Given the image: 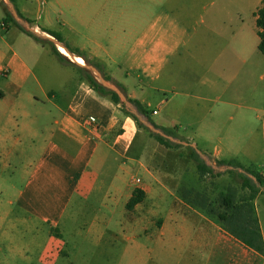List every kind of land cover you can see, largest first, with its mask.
<instances>
[{"label":"crops","instance_id":"obj_1","mask_svg":"<svg viewBox=\"0 0 264 264\" xmlns=\"http://www.w3.org/2000/svg\"><path fill=\"white\" fill-rule=\"evenodd\" d=\"M248 2L69 0L70 17L60 22L68 33L55 32L71 51L100 63L111 82L147 106L153 118L159 116L158 126L207 157L239 161L218 143L222 116L237 108L252 110L247 86L260 43L256 20L263 0L251 13L256 28L244 16ZM18 31L25 38L17 35V45L0 33V252L6 264H31L35 258L53 264L67 244L64 233L96 244L139 237L140 223L114 220L132 197V171L143 168L140 161L147 155L143 138L136 144L135 121L60 64L49 44ZM238 85L245 88L244 101ZM90 117L98 120L96 127L89 125ZM169 149L165 153L174 154ZM212 169L221 174L207 175L214 181L229 179L225 169ZM253 169L264 176V169ZM141 170L148 180L137 188L145 199L134 209L164 211L156 239L170 246L168 254L217 264H264V252L176 199L172 185L187 178L185 167L171 166L161 179ZM241 187L242 181L239 195L248 197ZM254 204L264 239V199L258 195ZM191 248L194 252L185 254Z\"/></svg>","mask_w":264,"mask_h":264},{"label":"rangeland","instance_id":"obj_2","mask_svg":"<svg viewBox=\"0 0 264 264\" xmlns=\"http://www.w3.org/2000/svg\"><path fill=\"white\" fill-rule=\"evenodd\" d=\"M261 5L262 0H250L248 4L243 6V12H246L244 16H247V22L253 28L255 27V21L251 13H254ZM15 6L22 14V9L25 7L27 14L23 15L34 20V24H30L18 15L20 21L17 22L27 31H29L28 28L30 27L41 33L38 27H47V29L52 31L68 33V30L64 29L60 25V22L65 19L68 20L70 17L69 0H14V3L10 0H0V33L8 43L14 45L19 44V42H15L17 35L20 38H25L18 33V29L11 22L5 24L7 14H11L13 18L15 13L18 14ZM3 43V39L0 38V44ZM84 64L92 65L86 61ZM75 72L82 77L81 73L78 71ZM103 72L101 73L104 76L105 72L104 74ZM238 89L239 99L242 96V100L244 101L246 98L245 88L238 85ZM247 90L248 105L251 100L252 110L237 108L230 116H222L220 118L222 132L219 134L220 140L218 145L224 152H230L231 157L242 162L244 167L264 169V55L259 52L256 46L253 56L252 75L249 78ZM119 107L121 108L120 105ZM133 108L135 109L134 106ZM158 118L160 117L155 116L154 118L152 117V120L154 121ZM136 127L140 132L136 139V144L143 138V151L147 155L142 160L141 154L135 152L134 157L140 156V160H142L140 162L144 165L142 166L143 168L152 171V174L154 173L156 178L160 179L161 175H165V173L170 171L171 166L177 169H182V167L186 168L187 178L185 180L175 181L172 185V187L178 190L176 199L186 202L181 197V190L183 188H194L197 191L205 192L211 200H214L218 193L226 189L227 186L232 185L240 188L241 179L236 174L227 173L228 171H223L224 174H229V179L226 181H214L209 176L200 177L196 163L191 158L190 147L180 145L178 148L169 149V152H174V154L165 153L168 152L166 147L151 137L148 131L139 128L137 124ZM208 159L216 168L221 170L225 169L226 165L217 164V161L224 159H215L212 156H208ZM143 168H137L132 171L130 178L132 189L141 186L144 179L148 180L147 174L141 170ZM137 179L141 181L139 184L135 183ZM162 181L164 182V180ZM261 190H264V188H261ZM259 196L264 199L263 195L260 194ZM114 216V220H125L126 223L131 224L135 222L140 223L139 226L142 228V231L139 237L135 239L132 237L130 240L125 239L124 241L122 237L108 238L104 242L96 244L82 238H72L70 235L64 233V240L67 244L60 253V258L53 264H217L214 260L200 259L198 256L188 259L168 254L171 249L170 246L164 240L157 242L156 239L157 227H161L164 222V211L151 212L148 206L143 207L142 205L138 211L135 209L124 210L123 208H119L115 211ZM110 218L111 214H108L107 219ZM53 232L51 230V233ZM193 252L194 249L191 248L190 251H185V254ZM6 261L5 254L0 252V264H6ZM16 264L26 263L18 261ZM31 264L43 263L35 258L31 261Z\"/></svg>","mask_w":264,"mask_h":264},{"label":"trees","instance_id":"obj_3","mask_svg":"<svg viewBox=\"0 0 264 264\" xmlns=\"http://www.w3.org/2000/svg\"><path fill=\"white\" fill-rule=\"evenodd\" d=\"M10 1L14 3V0H10ZM16 10L18 12V15L22 19H24L30 24H34V20H31L26 16H24L17 7ZM7 22H11L16 28H18L28 36H31L38 43L43 45L49 44L51 54L60 64H62L67 68L72 69L73 71H78L79 73H81L82 77L89 83L90 87L95 92H97L102 96H109L112 102H114L117 105H120L121 110L126 115L130 116L136 122L139 128L148 131L150 136L155 138L159 144L163 145L166 148L180 147V145L178 144H174L159 135H155L151 133L144 125L140 124L138 119L132 113H130L124 108L123 104L120 102V99L116 93L106 90L104 87H102L90 72H88L86 69L82 67L77 66L67 56L60 53V51L58 50L55 44H53L52 42L45 41L39 38L38 36H36L35 34H33L32 32L27 31L13 18L11 14H7V17L5 19V24H7ZM256 25L258 28V36L260 38L258 49L261 52V54L264 55V0H263V6L257 12ZM39 29L41 32L47 33L50 36L54 37L59 42L64 43V40L59 33L44 27H39ZM64 46L69 50L70 53L78 57H83L87 63L92 64L99 71L103 72L102 65L96 61L93 62L90 61L86 57L85 53H81V52L75 53L70 50L68 45H64ZM104 77L107 81L111 82V79L106 74H104ZM116 85L125 92L123 86L118 84ZM128 100L141 115L147 117L149 121L155 124L156 127L161 128L152 120L151 112L147 106L143 105L140 101L129 97ZM161 129L166 134L173 136L174 138H179L176 133L164 128ZM190 150H191V158L196 163V168L200 177H204L207 175L215 177L216 174H214V170L210 166L206 165V163L199 157V155L195 152V150H193L192 148H190ZM217 164L233 166L235 168H242L246 170L247 172L253 174L257 178V181L259 182L261 187L264 188V176L250 167H244L239 161L235 159L222 160V161H217ZM227 173L236 174L241 179L242 181L241 189L248 191L249 193L248 197L240 196L238 189L232 185L228 186L225 190L221 191L214 200H211V198L207 193L197 191L194 188H183L181 190V197L191 205L201 209L209 217L215 219L217 222L222 224L227 230H229L231 233L239 237L247 245L263 253L264 239L260 230V225L256 213L254 200L260 194L264 196V191L261 190V188H259L250 178H248L244 174L234 171H228ZM220 175L221 174H217L216 176H220ZM144 199H145L144 191L139 188L134 189L132 197L130 198V200L126 205V209L133 210L135 206L142 203Z\"/></svg>","mask_w":264,"mask_h":264},{"label":"water","instance_id":"obj_4","mask_svg":"<svg viewBox=\"0 0 264 264\" xmlns=\"http://www.w3.org/2000/svg\"><path fill=\"white\" fill-rule=\"evenodd\" d=\"M14 18L16 21H20L17 13H15ZM28 30L30 32L36 34L39 37L49 38L58 47V50H59V46H63L67 50V52L69 53V59L74 64H76L77 66L82 67V68L86 69L88 72H90L96 78V80L100 83V85L102 87H104L106 90H109L111 92L116 93L120 99V102L123 104L124 108L127 109L130 113H132L138 119L140 124L144 125L151 133H153L155 135H159V136L165 138L166 140H169L170 142H172L174 144L184 145V146L192 148L199 155V157L206 163V165H208L212 168H216V166L212 165V162L209 161L208 157L205 154H203L197 148V146L195 144L182 141L179 138H174L173 136L166 134L161 128L156 127L155 124H153L151 121H149V119L147 117H144L137 110H135L136 108L135 109L133 108V105L129 102L128 97L125 94V92L123 90H121L117 85H114L113 83L107 81L105 79V77L102 75V73L95 66L86 65V64H84V65L79 64L76 61V57L72 53H70L69 50L61 42H59L58 40H56L54 37L50 36L49 34H47V33L40 34L39 32H37L36 30H34L30 27L28 28ZM226 170L238 171L239 173L244 174L245 176L250 178L259 188H262L261 185L259 184V182L257 181V178L253 174L247 172L246 170H244L242 168H235L233 166H226L224 171H226Z\"/></svg>","mask_w":264,"mask_h":264},{"label":"bare ground","instance_id":"obj_5","mask_svg":"<svg viewBox=\"0 0 264 264\" xmlns=\"http://www.w3.org/2000/svg\"><path fill=\"white\" fill-rule=\"evenodd\" d=\"M59 50H60V52H61L63 55L69 57V53L67 52V50H66L63 46H59ZM76 61H77L79 64H82V65H84V62H85V60H84L83 58H81V57H76Z\"/></svg>","mask_w":264,"mask_h":264},{"label":"built area","instance_id":"obj_6","mask_svg":"<svg viewBox=\"0 0 264 264\" xmlns=\"http://www.w3.org/2000/svg\"><path fill=\"white\" fill-rule=\"evenodd\" d=\"M156 113H157L156 111H153V114H156ZM88 123L90 126L96 127L98 125V120L95 117H90L88 119ZM140 182L141 181L139 179H137L135 183L139 184Z\"/></svg>","mask_w":264,"mask_h":264}]
</instances>
